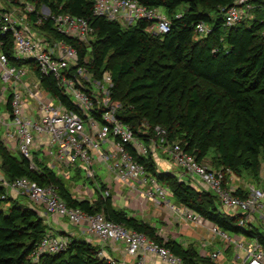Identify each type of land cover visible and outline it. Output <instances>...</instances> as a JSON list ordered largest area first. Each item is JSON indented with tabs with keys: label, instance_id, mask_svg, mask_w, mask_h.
I'll return each instance as SVG.
<instances>
[{
	"label": "trees",
	"instance_id": "trees-1",
	"mask_svg": "<svg viewBox=\"0 0 264 264\" xmlns=\"http://www.w3.org/2000/svg\"><path fill=\"white\" fill-rule=\"evenodd\" d=\"M136 1L161 8L169 19V30L153 33L150 20L139 19L126 25L96 15L94 0H32L37 8L44 4L51 12L69 13L88 22L93 30L89 46L53 33L77 48L80 61L88 56L85 64L96 77L105 70L110 72V97L120 104L117 115L136 134L141 135L139 130L146 125L153 134L158 125L168 141L180 143L197 161L206 163L209 148L215 147L218 159L212 167L228 168L232 174L238 169L247 170L257 178L259 157H264L263 10L257 6L252 19L225 26L223 13L233 0ZM34 14L29 18L34 19ZM197 23L207 24L210 32L197 37ZM42 29H51L49 21ZM0 40L4 52L11 56V33L0 31ZM51 78H42L44 85L69 106ZM220 107L228 108L230 115ZM227 115L234 121L232 126H228ZM135 157L157 181L170 188L177 204L192 209L222 231L256 239L264 250L260 223L258 227L239 224L244 214L221 210L212 192L197 189L175 172L158 170L150 154ZM0 169L8 179L26 176L42 185L54 184L68 206L87 213L102 212L107 219L162 244L185 263L218 264L206 256L200 257L191 246L162 238L148 222L115 208L110 196L103 197L96 191L92 201L75 198L52 168L39 162L36 169L30 168L29 162L14 156L1 139ZM100 188L104 190L105 185ZM234 193L248 195L242 188H236ZM48 229L40 208L19 198L0 200V264H120L99 256V246L89 239L67 233L62 234L68 238L64 250L43 253L35 259L32 253ZM230 251L227 249L226 253Z\"/></svg>",
	"mask_w": 264,
	"mask_h": 264
},
{
	"label": "built area",
	"instance_id": "built-area-1",
	"mask_svg": "<svg viewBox=\"0 0 264 264\" xmlns=\"http://www.w3.org/2000/svg\"><path fill=\"white\" fill-rule=\"evenodd\" d=\"M9 1L18 2L23 23L17 22L10 11L0 12V31L10 32L12 36L11 56L4 52V43L0 40V105L4 108L0 113V139L5 148L26 159L30 168L36 169L39 162L57 172L61 168L79 174L84 170L86 176L93 178L95 194L98 191L103 197L149 201L179 223L206 227L208 235L201 241L202 246L211 244L212 240L224 246L223 251L205 250L204 255L218 264L225 259L227 249H232L229 264H264V250L256 239L222 231L192 209L170 201V188L157 181L135 156L150 154L156 162L161 152L172 166L167 168L156 162L158 170L175 172L179 179L186 176L197 189L212 192L221 210L244 214L239 221L241 225H264V188L251 186L247 196H238L234 193L236 188L231 186L233 174L228 168H214L197 161L180 143L168 141L160 126L156 125L150 134L144 125L139 130L141 135L136 134L117 115L120 104L110 97V72L105 70L96 77L85 64L86 56L80 61L77 48L53 33L89 46L93 30L88 22L69 13L51 12L44 4L37 8L32 0ZM257 6L263 10L264 23V0H233L224 10V25L252 19ZM160 9L136 0H94L93 6L96 15L121 24L150 20L151 31L164 34L169 30V19ZM34 12V19H30L29 15ZM46 21L51 27L49 31L42 29ZM209 32L207 24L195 25L197 37ZM34 76H37L36 82ZM44 77H52L56 90L68 100L69 106L46 88ZM95 167L104 168L109 178L102 180ZM101 184L105 185L104 190ZM0 186V200L26 198L29 205L40 208L47 218L66 219L84 236L97 239L101 243L98 255L110 261L114 259L105 255L102 245L121 242L124 252L135 258L137 264H147L150 257L166 264H190L145 234L107 219L102 212L87 213L68 206L54 184L42 185L26 176L8 179L0 169ZM82 186L79 185L81 190L76 191V198L92 201L94 197L88 195L92 190ZM67 243V236L49 228L32 255L36 259L43 253L62 251Z\"/></svg>",
	"mask_w": 264,
	"mask_h": 264
},
{
	"label": "rangeland",
	"instance_id": "rangeland-1",
	"mask_svg": "<svg viewBox=\"0 0 264 264\" xmlns=\"http://www.w3.org/2000/svg\"><path fill=\"white\" fill-rule=\"evenodd\" d=\"M18 2H11L9 0H0V8L5 10V11H10L13 14V17L15 18V20L17 22H22L21 20V13L18 10ZM22 8V7H21ZM162 10V9H160ZM132 24L133 22H127L126 25ZM93 39V36H91ZM88 45V44H87ZM86 60H88V56H86ZM33 80L36 82L37 81V76L33 77ZM2 85L0 83V89H1ZM8 94V92L6 93V95ZM220 110L225 111L228 115H230L228 108L226 107H220ZM4 111L3 105H0V113H2ZM227 115V122H228V126H232L233 124V119ZM0 134H2V130L0 128ZM159 153V159L156 158V162L160 164V156L163 157L164 160V154H162L161 152ZM12 154L16 157H19V154L17 152H12ZM260 169H259V173L257 175V178H253L249 172L246 170H242V169H238L237 172L235 174H233V181L231 182V186L232 188H242L243 190L248 191V194L250 193L249 188L251 186L257 188V187H264V157L260 156ZM218 159V152L215 149V147H211L209 148L207 155L205 157V162L206 164H208L209 166L213 165L215 163V161ZM162 160V158H161ZM213 162V163H212ZM212 167V166H211ZM240 167V166H239ZM96 174L102 179L104 180L106 176H108L107 172L105 171L104 168L100 167V168H96ZM178 171V170H176ZM56 174L58 176H60V178L64 181V183L66 184L68 190L71 192V194L76 198V191L79 189V185H83L81 188L85 189H91L92 193H88V195H91L92 197H95L96 194L93 191V188L95 190H97L94 187V183H93V178H91L90 176H86V173L84 172V170H81L80 174L78 176H74L73 171H69V173L67 174V176L65 177L64 174L67 172V170L65 168H61L60 172L55 171ZM184 180L188 181V177L184 176L182 177ZM168 199L172 202H174V199L172 196L168 195ZM20 200L23 203H28V200L26 198H20ZM139 206L140 204L138 203H133L131 201L123 202L122 200H118L116 202V204L113 206L117 209H121L124 212H126L127 214L132 213L135 209L136 206ZM138 219H140L139 217H137ZM142 220V219H140ZM154 223H156L157 227L156 228V232L158 235H160L162 238L164 239H173L176 240L177 242L181 243L182 246L184 247H192L194 248L198 255L200 257H204L206 255H204L205 253V249L201 248V246L199 245V240L201 237V233H202V229L200 227H192V226H187L184 223L180 222L178 223H174L172 221H170L167 218L162 219L161 221L155 220ZM258 227V225H257ZM261 229L264 230V225L260 226ZM205 230V229H204ZM213 248H216L214 250H219V251H223L224 250V246L221 242H219L217 245L212 246ZM209 251H211L209 249ZM232 256V252L229 256V258ZM164 263V262H163ZM220 264H229L228 260L224 259V260H219ZM239 263V262H238ZM166 264V263H164Z\"/></svg>",
	"mask_w": 264,
	"mask_h": 264
},
{
	"label": "crops",
	"instance_id": "crops-1",
	"mask_svg": "<svg viewBox=\"0 0 264 264\" xmlns=\"http://www.w3.org/2000/svg\"><path fill=\"white\" fill-rule=\"evenodd\" d=\"M161 165L165 166L167 168H170L172 165H170V163L168 162V160H166V157L164 156V160H160ZM54 171H56L55 169H53ZM69 171L71 170H67V174L69 173ZM64 174V176L66 177L67 174ZM74 176H78L79 173L74 171L73 172ZM109 177L106 176L105 177V181L108 179ZM113 204L115 205L116 202L118 200H122L123 202H135L140 204L139 206L137 205L134 209V211L132 213H129L127 215L129 216H134V217H139L140 219H142L145 222H148L150 225L157 227L156 223H154L155 220H162L164 218H167L170 221L174 222V223H178L179 222L177 220L174 219L173 216H171V214H169L168 212L164 211V209L161 208H157L154 206V204L152 202H145L142 199H137V198H130V197H119L116 198L115 196H113V198L111 197ZM26 204V203H25ZM28 204V203H27ZM4 207H6V205H3ZM41 216L43 217L44 221L46 222L48 228H50V230L57 232L58 234H63V233H67L69 235H79V236H83L86 239H89L92 243L97 244L98 246L101 245V243L94 238H91L89 236H84L83 233L78 230L76 227L71 226L70 224H68V222L66 221V219H62V218H58V217H51L49 216V218H47V215L44 214V212L41 210ZM196 228V227H195ZM202 229V233H201V237L199 240V245L201 246V248L208 250L209 249L211 251H213L216 248H213V244L217 245L220 241L218 240H212L211 244H208L206 246H202L201 241L207 237L208 233H207V229L206 227H200ZM205 229V230H204ZM103 250L104 253L107 257H110L116 261H118L120 264H137V260L135 258H133L132 256H129L128 254H126L124 252V244L121 242H116V243H104L103 245ZM232 252V249L229 253H225V259L228 260L229 256ZM147 264H164L159 258L157 257H150L147 260Z\"/></svg>",
	"mask_w": 264,
	"mask_h": 264
}]
</instances>
